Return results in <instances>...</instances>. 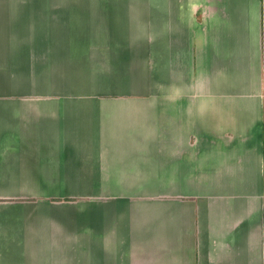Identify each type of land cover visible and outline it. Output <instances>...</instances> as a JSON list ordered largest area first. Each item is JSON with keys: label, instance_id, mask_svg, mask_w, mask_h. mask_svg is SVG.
<instances>
[{"label": "crops", "instance_id": "0c3cea01", "mask_svg": "<svg viewBox=\"0 0 264 264\" xmlns=\"http://www.w3.org/2000/svg\"><path fill=\"white\" fill-rule=\"evenodd\" d=\"M0 264H264V0H0Z\"/></svg>", "mask_w": 264, "mask_h": 264}]
</instances>
